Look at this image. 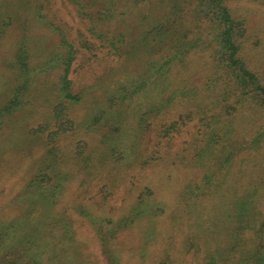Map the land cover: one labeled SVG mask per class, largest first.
I'll return each mask as SVG.
<instances>
[{
  "label": "rangeland",
  "instance_id": "rangeland-1",
  "mask_svg": "<svg viewBox=\"0 0 264 264\" xmlns=\"http://www.w3.org/2000/svg\"><path fill=\"white\" fill-rule=\"evenodd\" d=\"M83 1L113 17L92 31L70 0H0V109L22 100L0 121V264H250L264 246L263 102L240 94L207 35L157 73L204 31L195 0ZM226 4L264 85V0ZM177 22L180 43L159 30ZM63 34L79 101L60 97L58 69L36 72ZM138 80L149 93L113 100Z\"/></svg>",
  "mask_w": 264,
  "mask_h": 264
},
{
  "label": "trees",
  "instance_id": "trees-1",
  "mask_svg": "<svg viewBox=\"0 0 264 264\" xmlns=\"http://www.w3.org/2000/svg\"><path fill=\"white\" fill-rule=\"evenodd\" d=\"M70 1L78 5L81 14L88 16V21H90V24L92 25V31L97 30L94 24L101 22V20H105L104 18L111 15V13H106L102 16V14L97 13L98 18H96L93 14L87 13L85 11V9L89 7L84 3L85 1ZM135 1L143 2L145 0ZM94 2L99 4L100 8L106 5V1L104 0H93L92 3ZM174 2V0H170L168 3L169 6L172 5L170 8L173 10L178 8V5L176 3L174 4ZM194 4V18L192 19V24H198L200 26L198 21H202L205 32L200 31L201 36L195 37V41L193 39L190 40L191 42L187 40L188 45L185 47L186 49H179L180 51L176 52V54L172 56L171 53L166 54V59H164L162 63L156 65L157 73L162 76L168 72L175 59H181V57L186 52L195 48L198 39H200V41L202 39V41L205 42L202 36L207 35L210 38V41L216 44L214 55L216 61L227 70L233 82H235L237 85L238 90H240V94H251L252 99L256 98L258 101L261 100L264 104V85L260 82L258 76L245 66L242 58L239 56V38L245 36L246 34L245 20L233 15L231 8L226 4V0H195ZM111 17L113 16L111 15ZM172 24L173 27L170 26L165 30L160 28V33L166 34V37L168 34L179 35L177 36L178 38L175 43H180V40L183 38L180 36L182 31L178 26L180 25V22H177V26L175 27L174 23ZM61 38V44L55 49L56 51L50 56L44 65L40 66L39 69H36V72L39 75L51 68L58 69L61 72L58 81L60 97L64 102L79 101L80 97L72 92V82L69 77L71 66L76 58L78 49L75 48L69 41H67L64 34L61 36ZM26 64H22L23 72L28 80H32L34 78L33 75L30 76L32 70L29 68L27 70ZM24 69L27 71H24ZM41 70L43 71L41 72ZM138 81L140 82L136 83L135 81H131L130 84L124 85L122 87L124 94L121 93L119 95H114L113 100L116 99L118 102L121 101V103H123L127 99L138 95L143 91L149 93L150 86H148V83L146 84L144 80ZM64 102L61 101L54 106L53 117L55 122H58L59 129L62 130L61 132L66 131L65 126L70 123V120L66 117L67 107ZM21 104L22 100H20L19 96L17 94L13 95V98L8 102V104L4 105V107L0 109V121L11 115L14 107L20 106ZM39 128L41 129V126ZM262 226H264V223H261L260 227ZM259 231L258 233L261 232V236L259 235V237L264 240V228L260 232ZM254 251L255 252L250 255V264H264V246L260 245Z\"/></svg>",
  "mask_w": 264,
  "mask_h": 264
}]
</instances>
